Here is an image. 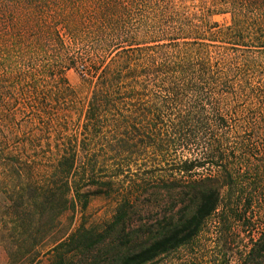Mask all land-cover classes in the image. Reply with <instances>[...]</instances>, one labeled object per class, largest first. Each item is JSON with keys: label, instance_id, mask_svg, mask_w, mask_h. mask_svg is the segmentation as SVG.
Listing matches in <instances>:
<instances>
[{"label": "trees", "instance_id": "1", "mask_svg": "<svg viewBox=\"0 0 264 264\" xmlns=\"http://www.w3.org/2000/svg\"><path fill=\"white\" fill-rule=\"evenodd\" d=\"M170 1L80 0L78 15L47 26V45L55 34L68 48L67 66L18 70L0 83V193L14 203L22 242L34 248L96 197L116 201L101 231L82 225L55 240L54 251L66 253L58 264H154L192 243L216 213L241 218L264 195V160L238 136L227 106L256 97L257 86L213 61L226 45L264 47V36L244 37L235 16L227 27L211 21V9L185 16ZM138 10L143 20L119 18ZM215 42L219 53L209 49ZM161 211L133 229L134 216ZM242 264H264V233Z\"/></svg>", "mask_w": 264, "mask_h": 264}, {"label": "rangeland", "instance_id": "2", "mask_svg": "<svg viewBox=\"0 0 264 264\" xmlns=\"http://www.w3.org/2000/svg\"><path fill=\"white\" fill-rule=\"evenodd\" d=\"M79 2L80 0L22 2L0 0V83L13 82L15 72L18 70L67 66L64 55L68 48L59 46L55 34L51 35L50 46L47 45L50 34L48 27L51 26L53 29L68 22L72 14L78 15L82 9ZM90 2L91 0H84V5H89ZM170 2L176 9H184L186 13L182 14L185 16L188 13L189 16L195 15V18L211 9L213 14L210 20L220 23L221 26L231 25L233 17H238L243 23L241 34L244 37L264 36V12L259 11L257 6L250 7L252 4L264 6V0H171ZM137 13L138 16L124 13L119 18L136 21L143 20L147 16L143 10H138ZM61 35L65 37L63 33ZM23 37L29 38V41L24 42ZM34 39H43V45H34ZM32 41L33 44H30ZM223 46L215 42L209 49L213 53H219ZM225 48L227 50L224 57L214 54V64L228 70H244L249 73L251 86H257L254 98L245 94L238 100L236 98L228 100L227 106L233 110L228 120H231L232 125L240 127L238 132L240 138L251 140L249 146L254 158L264 160V47L249 41L241 48L233 49L231 45H226ZM69 78L74 86L81 85L80 77L75 71L69 73ZM132 169L138 171L145 168L136 166ZM155 169L163 171L159 173H165L168 168L164 165L161 169L159 166ZM126 185L127 183H124V186ZM123 187L120 184L119 188ZM148 200L149 198L143 199V203L147 205ZM165 201L166 199L162 200L161 204ZM13 204V201L6 199L0 193V264H58L60 254L66 253L65 249L58 253L54 251L55 240L66 232L68 235L75 232L82 225L88 229L96 228L101 231L113 219L116 208V201L113 198L96 197L87 209L64 214L60 218L58 228L46 240L31 248L30 244L22 242L18 234L19 224L15 211L11 208ZM253 206L254 208L247 214L240 215L241 218L228 216L221 211L216 213L192 243L160 257L154 264H242L253 243L264 233V195ZM164 211L159 212L160 214L145 212L134 216L132 221L134 224L139 221H152L163 216ZM224 219L225 223L222 225ZM137 227L136 224L133 229ZM106 250L108 253V249ZM107 253L105 255H109ZM70 255H74V252Z\"/></svg>", "mask_w": 264, "mask_h": 264}]
</instances>
